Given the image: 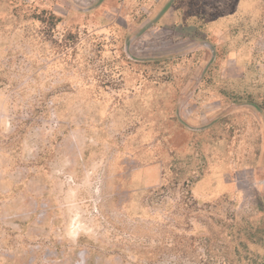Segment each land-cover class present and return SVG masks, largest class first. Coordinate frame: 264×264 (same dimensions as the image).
Instances as JSON below:
<instances>
[{
	"label": "rangeland",
	"instance_id": "rangeland-1",
	"mask_svg": "<svg viewBox=\"0 0 264 264\" xmlns=\"http://www.w3.org/2000/svg\"><path fill=\"white\" fill-rule=\"evenodd\" d=\"M0 264H264V0H0Z\"/></svg>",
	"mask_w": 264,
	"mask_h": 264
}]
</instances>
